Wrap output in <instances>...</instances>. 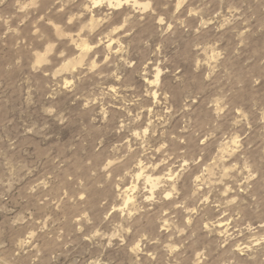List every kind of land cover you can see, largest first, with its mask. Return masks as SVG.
<instances>
[{"label":"rangeland","instance_id":"1","mask_svg":"<svg viewBox=\"0 0 264 264\" xmlns=\"http://www.w3.org/2000/svg\"><path fill=\"white\" fill-rule=\"evenodd\" d=\"M137 1L0 0V264H264V0Z\"/></svg>","mask_w":264,"mask_h":264},{"label":"bare ground","instance_id":"2","mask_svg":"<svg viewBox=\"0 0 264 264\" xmlns=\"http://www.w3.org/2000/svg\"><path fill=\"white\" fill-rule=\"evenodd\" d=\"M92 1V0H91ZM100 0H94V3H98ZM101 1H103V0H101ZM126 2L128 1V0H125ZM133 1V3L134 4H136V3H138V1L137 0H132ZM107 3V2H106ZM108 3H109V5H113V6H118V5H120L121 3H122V0H108ZM91 5V4H90ZM148 6V3H145V4H143V7H147ZM106 8V7H105ZM109 9V8H108ZM111 9V8H110ZM103 12V11H102ZM87 13V12H86ZM55 30V29H54ZM79 36V35H78ZM77 36V37H78ZM71 38V37H70ZM75 39V38H74ZM81 39V38H80ZM77 41V40H76ZM79 41V40H78ZM110 41V40H109ZM108 44H109V42H108ZM50 48V47H49ZM39 54V53H38ZM37 54V55H38ZM93 62V61H92ZM75 64V63H74ZM77 64H79V62L77 63ZM69 65V64H68ZM73 65V64H72ZM158 73L159 72H157V74H156V78L155 79H158ZM142 174V171H140L139 170V172L137 173V176H140ZM145 174V173H144ZM144 178H145V181L149 184V190H150V193L151 194H153L152 193V189L156 186V182H157V179L156 178H153L152 177V175H145L144 176ZM128 193V192H127ZM149 193V194H150ZM150 194V195H151ZM167 194V193H166ZM165 194V195H166ZM129 199H130V197L129 196H127L126 198H125V204L129 201Z\"/></svg>","mask_w":264,"mask_h":264}]
</instances>
